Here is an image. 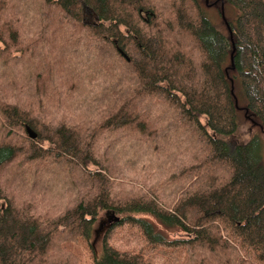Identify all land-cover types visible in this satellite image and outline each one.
<instances>
[{"label":"trees","instance_id":"1","mask_svg":"<svg viewBox=\"0 0 264 264\" xmlns=\"http://www.w3.org/2000/svg\"><path fill=\"white\" fill-rule=\"evenodd\" d=\"M223 1L0 0V264H264V0Z\"/></svg>","mask_w":264,"mask_h":264},{"label":"rangeland","instance_id":"2","mask_svg":"<svg viewBox=\"0 0 264 264\" xmlns=\"http://www.w3.org/2000/svg\"><path fill=\"white\" fill-rule=\"evenodd\" d=\"M202 7L205 9L206 13H207V17L208 19L211 21V23L216 27L218 28L219 30H221L222 32L226 33L228 27H227V23L224 21V18L222 16V10H224V16L225 18L229 17L232 13V9L229 5L225 4L223 6V9L221 8L220 4L216 7H208L206 4H205V0H199ZM210 1L211 3L217 1V0H208ZM89 20H92V17L88 16L87 17ZM249 129V128H248ZM148 220L150 222H152L156 229L158 231H160L163 235H165L166 237H169V238H172V239H176V238H186L188 236V234L186 232H183L181 229L179 228H171V229H167L165 228L163 225L157 223L156 221H154L152 218H148ZM107 225V221H104L103 224H100V225H97L96 226V240H95V246L96 247H100L101 246V238H102V235H103V228L105 229L106 225ZM101 225H105L104 227H101ZM101 227V228H100ZM98 229H101L98 230ZM85 252L83 251V254ZM83 259H86L84 261H87L88 260V257H83ZM85 264V263H83Z\"/></svg>","mask_w":264,"mask_h":264},{"label":"flooded vegetation","instance_id":"3","mask_svg":"<svg viewBox=\"0 0 264 264\" xmlns=\"http://www.w3.org/2000/svg\"><path fill=\"white\" fill-rule=\"evenodd\" d=\"M205 4L208 6V7H216L220 4L221 8L223 9V6L225 5L224 1L223 0H217L213 3H211L210 1L208 0H205Z\"/></svg>","mask_w":264,"mask_h":264},{"label":"water","instance_id":"4","mask_svg":"<svg viewBox=\"0 0 264 264\" xmlns=\"http://www.w3.org/2000/svg\"><path fill=\"white\" fill-rule=\"evenodd\" d=\"M222 16L224 18V21L227 23L226 18L224 16V10H222ZM121 54L126 57V55L123 52H121ZM28 132H29V134H30V136H31L32 139H35L36 138V135L33 134L30 130H28Z\"/></svg>","mask_w":264,"mask_h":264}]
</instances>
